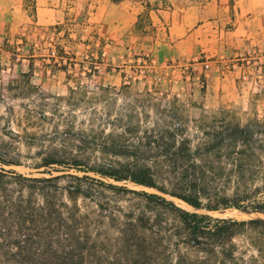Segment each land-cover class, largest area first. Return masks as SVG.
<instances>
[{
    "label": "rangeland",
    "instance_id": "1",
    "mask_svg": "<svg viewBox=\"0 0 264 264\" xmlns=\"http://www.w3.org/2000/svg\"><path fill=\"white\" fill-rule=\"evenodd\" d=\"M58 25L65 33L52 29ZM167 130L177 134L174 153L201 161L195 177L205 182L204 204L264 203V0H0V168L51 179L10 184L8 194L37 207L40 192L30 189L38 187L60 206L76 205L87 215V231L74 229L86 240V264H130L120 240L130 216L143 215L155 237L180 233L173 212L136 193L217 219L264 220L236 209L194 210L98 174L142 170L177 191L182 176L152 144L164 146ZM182 140L188 154L178 149ZM8 222L0 225V236L12 234L0 239V264L38 263L67 235ZM31 235L39 237L33 254L20 255L17 242ZM169 243L151 251L164 245L167 264H178ZM216 251L230 252L225 264H264V229H238Z\"/></svg>",
    "mask_w": 264,
    "mask_h": 264
},
{
    "label": "trees",
    "instance_id": "2",
    "mask_svg": "<svg viewBox=\"0 0 264 264\" xmlns=\"http://www.w3.org/2000/svg\"><path fill=\"white\" fill-rule=\"evenodd\" d=\"M52 29L56 32L64 31L65 33L66 31L64 25H58ZM242 132L244 133L245 130H240V133ZM165 133L168 139L164 146H162L161 143H159L161 141L158 140L153 141L152 144L154 148L159 149L163 157L169 158L167 167L169 168V172L174 176L179 174L182 176L178 179V183H176L177 191L167 193L161 187H157L153 178L147 176L146 172L142 170L116 171L109 169L106 171H97L98 174L104 179H111L115 182L127 181L138 186L157 190L164 195L181 201L194 210L216 212L221 210L219 207H222V209H236L242 212L256 213L264 216V203L260 202H255L253 205L244 207L241 205V201L237 199H227L223 197L220 198L215 205H211V203L204 204L199 187L205 186V182L195 177L196 170L203 166L201 161L189 155H186L187 159H185L182 155L174 153L176 143H178L177 134H175V131L171 130H167ZM226 139L228 142H233L236 140V137L231 134L227 135ZM180 145L181 147L178 149H184L186 151L181 153L188 154L190 150L188 142L182 140ZM5 165L8 164H2V166ZM190 169H193L194 172L189 176L188 170ZM50 180L51 179L44 178H25L12 170L0 168V225L5 227L9 224L8 221H11L19 230L31 224V227L45 228L47 230L55 229L60 233L63 231L67 232L63 240H61L60 235H58V249L52 253L49 252L48 254H44L43 258H41V261L38 263L14 260L10 263L7 262V264H86L88 262L86 240L83 236H78L74 233V229L79 226L87 231V215L80 214V210L76 205L68 207L63 204L60 206L55 203L53 199L45 195L43 190L38 187H31L30 189L31 191L34 189L40 192L42 203L37 207L31 205L30 200L24 201L21 195L16 198L15 202L10 199V194L8 193L11 191L7 187L10 184L22 188L23 182L41 183L49 182ZM136 194L141 196L145 201L153 202L173 212L178 217L182 227L180 233H175L162 239L161 237H155V235L151 233L152 228H148L147 225L149 221L146 220L143 215L127 217L120 240L124 250L123 254L129 256L127 261L130 264H167L169 259L168 255H166L164 245L161 247L162 250L159 254L158 252L153 253L151 251V249H156L154 246H160L158 245L159 242H166L169 245L171 244L169 242H173L172 245L179 254L177 255L178 264H225L232 258V255L230 252L226 253L225 251L224 253L222 252L221 255H218L216 248L224 250V248L231 243L236 234V230L246 227L256 229L261 227L264 229V220L253 219L238 222L233 219H217L207 214L188 212L180 209L172 201H167L164 197L157 194L145 192ZM63 209L66 213H64ZM5 215H8V217H5ZM144 221H147L146 224ZM9 236L10 235L7 237L0 236V239L6 240ZM10 238H12V234ZM40 239L46 242V238ZM38 240L39 237H33L32 235L25 236L24 240L17 242L16 246L19 249V254H33L31 253L32 249L37 244ZM47 241L49 244L54 243L52 237H48ZM13 243L16 244V242ZM182 247H184L185 251L180 254ZM132 249L134 251L130 253ZM65 250H67V253H65ZM190 252L196 254L195 258L192 260L188 258ZM132 253H134L133 256H131ZM58 254H60V257L57 256ZM62 254H64V257Z\"/></svg>",
    "mask_w": 264,
    "mask_h": 264
}]
</instances>
